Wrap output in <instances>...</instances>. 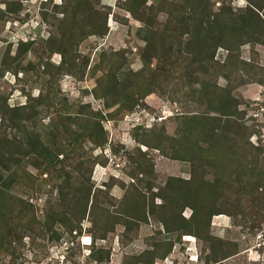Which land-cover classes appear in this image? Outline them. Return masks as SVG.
<instances>
[{"label":"rangeland","instance_id":"rangeland-1","mask_svg":"<svg viewBox=\"0 0 264 264\" xmlns=\"http://www.w3.org/2000/svg\"><path fill=\"white\" fill-rule=\"evenodd\" d=\"M129 3L0 0V264H264V0Z\"/></svg>","mask_w":264,"mask_h":264},{"label":"trees","instance_id":"trees-1","mask_svg":"<svg viewBox=\"0 0 264 264\" xmlns=\"http://www.w3.org/2000/svg\"><path fill=\"white\" fill-rule=\"evenodd\" d=\"M130 1L129 5L127 6V9L128 11H130L131 13H135L136 11H138V7L141 5V1H137V0H128ZM250 6V5H249ZM227 16L230 17V15H232V8H229L227 11H225ZM260 10L257 8V7H248L246 8L245 10H242L240 11L239 13H236V17L234 18H230V21H233V23L231 25H229V27L226 29V32H227V35L228 36H231V37H234V35H236V37L240 38V36H242L241 34L244 33V31L247 29L248 27V21L250 18H254V19H257V21H259V19H263L262 22H264V18H262L261 14H259ZM216 15V14H215ZM184 18V22H185V30H184V34H188L189 35V38L182 44L181 42H179V47H182V46H185L186 48L188 49H192L195 47H200L202 46L203 48H199L196 52L200 51L201 53H203L204 55L200 58L199 61H206L204 62V65L200 66L199 65V68L201 71H205L207 72L206 70L208 69L209 66L211 65H214L213 62H215L213 60V56H214V53L215 51L211 50V47H215L217 46V44H221L222 46H227L229 51L231 52L232 49H237L235 48V45L237 44V42H239L238 39L236 40H229L227 41V44H223L224 42H219V43H216V38H215V35H214V31H210L207 27L203 26L202 23H199V22H194L195 19L193 18V20L190 18V16H182ZM237 20V21H236ZM181 21L182 18H181ZM194 22L193 24H190L188 22ZM223 25V24H221ZM223 27V26H222ZM210 28V27H209ZM224 28V27H223ZM226 28V26H225ZM145 30V36L143 35L142 38L145 40V41H148L149 38L146 36L147 35V31L148 29L147 28H143L141 27L139 29V31H144ZM227 35L225 34H221L220 37H224L225 39L228 37ZM208 38H215V41L214 40H210L208 41ZM255 38V37H254ZM257 41H260V40H257ZM211 43V46H209ZM234 46V47H233ZM210 48V50H209ZM232 48V49H231ZM203 49H205V51H203ZM181 50V48L179 49V51ZM191 51V50H190ZM195 52V53H196ZM230 54H228L227 58L229 57ZM144 65L146 64V62H144ZM217 63V62H216ZM159 78L158 77H155V76H150L149 77V84H148V88H146L149 92H150V89L152 87V84L154 83L155 80H158ZM228 93L229 90H228ZM228 93H224V94H218L217 96L221 99V101H225L227 98H229L231 100V102H235L236 100L234 99L232 101V99L230 98L229 94ZM237 99V98H236ZM207 101H209L207 99ZM134 102L130 103L128 108H132ZM237 105V103H235V106ZM214 111H220L221 115L223 117H225L226 119H230V117L233 115V112L228 110V111H223L221 110L220 108H215L213 109ZM196 117L194 116H187V115H184L182 117L183 121H182V125L185 127L186 130H189V132H193L197 129V124H200L201 122V119L202 117L198 118V120L196 121L195 120ZM226 121H229V120H226ZM140 127L142 126L139 125ZM143 127V126H142ZM224 131L226 132V129H224ZM103 139H101L102 141L105 139L104 137H102ZM44 150H42L40 153H43ZM46 155V154H45ZM193 154H185V155H181L178 157H175V158H182V159H185V160H189L190 161V158L192 157ZM45 158H48V156H46ZM1 164L0 166H3L5 170H8L7 174L4 175V178L8 180V178H11L13 175H14V171H9L10 170V164H8V159L5 158L3 156V158H1ZM5 159V162L3 161ZM10 183V181H9ZM10 186V184H8L7 182H5L3 180V176L0 174V200H6L5 198H3V195L4 193L8 190V187ZM85 188H88V190L86 192H83L85 194V200L87 201V198L90 194V187L88 185L85 186ZM198 192H192L189 196V200H192L195 195L197 194ZM6 194V193H5ZM195 200V199H194ZM189 207H192L193 211L192 213L194 212V206L193 205H189ZM216 218H214V222L213 224H219L218 222H216L215 220ZM1 225H2V222H1ZM5 226L6 225V221H5ZM12 233V232H11ZM10 233V234H11ZM152 260L150 261H145V260H141V262H146V263H152L151 262Z\"/></svg>","mask_w":264,"mask_h":264},{"label":"built area","instance_id":"built-area-1","mask_svg":"<svg viewBox=\"0 0 264 264\" xmlns=\"http://www.w3.org/2000/svg\"><path fill=\"white\" fill-rule=\"evenodd\" d=\"M137 110H135L134 112H136ZM134 115V117H137V116H135L136 115V113L135 114H133Z\"/></svg>","mask_w":264,"mask_h":264},{"label":"clouds","instance_id":"clouds-1","mask_svg":"<svg viewBox=\"0 0 264 264\" xmlns=\"http://www.w3.org/2000/svg\"><path fill=\"white\" fill-rule=\"evenodd\" d=\"M133 113V112H132ZM132 116L134 117V115L132 114ZM141 125V124H140ZM88 244H90V241H89V243Z\"/></svg>","mask_w":264,"mask_h":264}]
</instances>
